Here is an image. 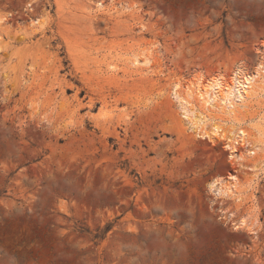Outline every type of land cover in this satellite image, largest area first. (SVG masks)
Here are the masks:
<instances>
[{"label": "rangeland", "instance_id": "374dc122", "mask_svg": "<svg viewBox=\"0 0 264 264\" xmlns=\"http://www.w3.org/2000/svg\"><path fill=\"white\" fill-rule=\"evenodd\" d=\"M97 1L0 0V264H264V150L252 172L222 140L180 134L170 97L202 73L252 72L264 0H116L136 22L96 13ZM100 47L157 64L98 80L79 63ZM22 66L36 73L28 88ZM102 114L114 122L99 126ZM230 175L239 208L208 190ZM242 219L256 236L232 228Z\"/></svg>", "mask_w": 264, "mask_h": 264}, {"label": "bare ground", "instance_id": "6f19581e", "mask_svg": "<svg viewBox=\"0 0 264 264\" xmlns=\"http://www.w3.org/2000/svg\"><path fill=\"white\" fill-rule=\"evenodd\" d=\"M104 2H108L109 5H105ZM35 7L36 2H27L23 6V12L26 16H31ZM90 9L86 6L78 8V11L81 15L90 16ZM94 9L96 13L103 14L109 19L121 20L126 17L132 22L139 19L135 13L126 11L127 8L116 0H99L95 2ZM97 16L94 15L92 18ZM30 20L33 25L37 24V19ZM2 21L0 19V26L6 23ZM133 24L129 26V33L134 30ZM4 50L5 48L0 46V54ZM130 52L112 55L110 50L106 53L102 47L94 48L91 54L84 58L82 64L79 63V68L83 74L90 73L96 79H103L105 82L115 80V83L119 80L116 79L119 73L123 77L142 78L152 72L151 69L157 64V58L151 53ZM257 55L252 72L240 63L235 65L229 77L223 72L207 79L202 73L193 82L183 86L184 90L180 89L181 85L177 83L170 89V97L181 111L182 117L176 121L180 134L186 135L190 132L193 136L211 143L222 140L225 149L228 150V158L236 160L239 166L246 167L252 172L255 166H246V162H250L264 150V49H260ZM35 74L32 66L20 67L16 72L18 83L25 88L30 87L28 83L31 79L34 80ZM167 101L170 102V99L167 98ZM102 102L106 103V99ZM36 109L37 107H34V110ZM242 112L246 114L242 115ZM101 118L98 121L99 126L110 125L115 120L112 116L104 114ZM251 137H256V141ZM229 179L231 182L211 181L208 190L214 199L234 201L239 208L243 206L244 201L246 202L247 197L244 196V191L238 190L240 183H236L238 181L236 176L230 175ZM228 215L229 219L234 216L233 213ZM246 224L245 219L237 222L233 220L232 228L234 230L246 228L249 233L256 236L257 232Z\"/></svg>", "mask_w": 264, "mask_h": 264}]
</instances>
